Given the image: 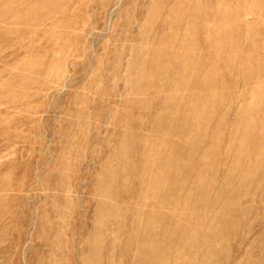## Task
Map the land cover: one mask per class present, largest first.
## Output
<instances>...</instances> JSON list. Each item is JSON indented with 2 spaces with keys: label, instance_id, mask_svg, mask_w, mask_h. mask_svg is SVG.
<instances>
[{
  "label": "rangeland",
  "instance_id": "1",
  "mask_svg": "<svg viewBox=\"0 0 264 264\" xmlns=\"http://www.w3.org/2000/svg\"><path fill=\"white\" fill-rule=\"evenodd\" d=\"M0 264H264V0H0Z\"/></svg>",
  "mask_w": 264,
  "mask_h": 264
}]
</instances>
